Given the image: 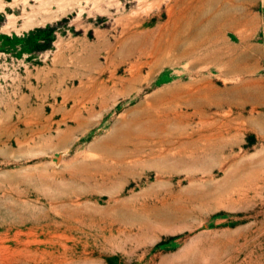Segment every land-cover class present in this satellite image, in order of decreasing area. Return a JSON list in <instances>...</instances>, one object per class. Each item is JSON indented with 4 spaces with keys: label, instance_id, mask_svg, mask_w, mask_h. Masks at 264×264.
Instances as JSON below:
<instances>
[{
    "label": "rangeland",
    "instance_id": "obj_1",
    "mask_svg": "<svg viewBox=\"0 0 264 264\" xmlns=\"http://www.w3.org/2000/svg\"><path fill=\"white\" fill-rule=\"evenodd\" d=\"M0 264H264L260 0H0Z\"/></svg>",
    "mask_w": 264,
    "mask_h": 264
},
{
    "label": "bare ground",
    "instance_id": "obj_2",
    "mask_svg": "<svg viewBox=\"0 0 264 264\" xmlns=\"http://www.w3.org/2000/svg\"><path fill=\"white\" fill-rule=\"evenodd\" d=\"M185 10V9H184ZM183 16V15H182ZM235 18V17H234ZM229 20V19H228ZM189 21H190V19H189ZM185 24H183V26H184ZM211 30V29H210ZM209 30V31H210ZM208 32V31H207ZM210 33V32H209ZM186 36V35H185ZM175 38V37H174ZM177 38V37H176ZM172 45L173 44H177V41H176V39H173L172 40V43H171ZM201 42H197L195 45H193L192 46V48H190V55H192V53L193 52H195V50H197V48H199L200 46H201ZM216 49V48H215ZM208 50V49H207ZM206 50V51H207ZM188 51V50H187ZM184 52V51H183ZM196 53V52H195ZM209 54V53H208ZM179 55V54H178ZM182 55V54H181ZM209 55H211V54H209ZM212 55H213V53H212ZM186 57V56H185ZM214 57L217 59V60H221L222 58H223V55H222V53H221V51L220 50H218L217 49V51H216V54L214 55ZM176 58V57H175ZM214 59V58H213ZM232 65L235 67V68H240L241 66L239 65V57H235L234 59H233V63H232ZM241 86V85H240ZM176 89H179V88H176ZM212 90H213V88H211ZM236 89H238V87L236 88ZM240 89V88H239ZM172 91H175V90H172ZM205 91V90H204ZM209 91V90H208ZM214 91V90H213ZM241 91V93H243V94H245L244 95V98H248V99H250V98H252L253 96H257V95H259L260 94V89L259 88H247V89H243V90H240ZM207 91H205V92H201V91H197L196 93H194V94H190V95H192L191 97H190V99H199V98H204L205 100H209V101H211L212 99H210L209 98V95H208V93H206ZM209 92H211V91H209ZM216 92V91H215ZM237 92V91H236ZM210 94V93H209ZM211 95V94H210ZM174 97V96H173ZM211 97V96H210ZM243 97V96H242ZM177 98V97H176ZM233 98V97H232ZM175 99V98H174ZM174 99H171V100H174ZM224 99V98H223ZM226 99H227V97H226ZM150 125H152V124H148L147 125V127H146V130H145V133H147L145 136H149V137H151V133H150V131H151V129H150ZM114 135V134H113ZM120 136V135H119ZM115 138V137H114ZM138 138V137H137ZM140 138V137H139ZM138 138V139H139ZM123 139V138H122ZM141 139H143L142 137H141ZM166 139V138H165ZM120 141H122V140H120ZM126 141V140H125ZM141 141H143V140H141ZM122 143H123V141H122ZM169 143V142H168ZM162 152V151H161Z\"/></svg>",
    "mask_w": 264,
    "mask_h": 264
},
{
    "label": "crops",
    "instance_id": "obj_3",
    "mask_svg": "<svg viewBox=\"0 0 264 264\" xmlns=\"http://www.w3.org/2000/svg\"><path fill=\"white\" fill-rule=\"evenodd\" d=\"M261 1V5H262V9H263V17H264V0H260Z\"/></svg>",
    "mask_w": 264,
    "mask_h": 264
}]
</instances>
